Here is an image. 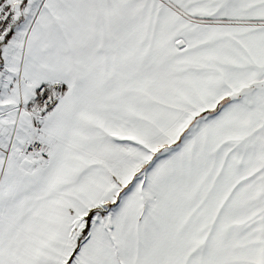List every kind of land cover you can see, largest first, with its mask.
Here are the masks:
<instances>
[{
	"label": "snow or ice",
	"instance_id": "obj_1",
	"mask_svg": "<svg viewBox=\"0 0 264 264\" xmlns=\"http://www.w3.org/2000/svg\"><path fill=\"white\" fill-rule=\"evenodd\" d=\"M0 264H264V0H0Z\"/></svg>",
	"mask_w": 264,
	"mask_h": 264
}]
</instances>
